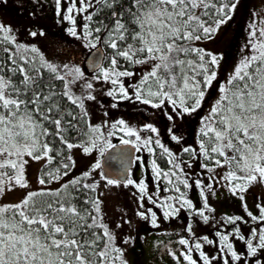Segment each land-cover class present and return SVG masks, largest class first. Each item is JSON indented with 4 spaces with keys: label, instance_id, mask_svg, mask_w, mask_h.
Segmentation results:
<instances>
[{
    "label": "snow or ice",
    "instance_id": "obj_1",
    "mask_svg": "<svg viewBox=\"0 0 264 264\" xmlns=\"http://www.w3.org/2000/svg\"><path fill=\"white\" fill-rule=\"evenodd\" d=\"M54 3L57 23L67 22L66 33L100 55L86 62L89 75L72 60H49L34 44L19 42L11 26L0 23V200L7 192L26 190L17 203L0 202V264H128L104 222L105 189L134 188L135 214L159 227L154 209L165 220L184 211L207 224L215 211L209 196H215L217 185L240 199L249 219L226 215L214 233L217 240L196 237L188 223L185 231L192 239L181 237L178 243L184 250H170L169 255L176 264H264V203L257 204L258 214H253L243 195L253 184L264 185V15L252 13L242 55L220 80L223 54L200 44L214 39L233 19L240 0ZM29 35L45 33L30 30ZM97 85L107 86L104 95L111 98L112 109L127 101L146 106L145 111H159L168 122L169 140L180 145L179 153L162 143L153 123L139 129L123 118L93 124L86 105L97 100ZM191 117L198 119L196 147L185 146L178 123ZM141 131L150 135L142 136ZM114 137L137 153L155 157L156 148L161 150L168 168L151 160L154 193L145 179L124 176L129 169L123 154L113 157L123 168L121 178L107 174L97 159L89 170L65 179L76 167L74 149L103 157L117 148ZM32 162H43L36 190L27 175ZM133 162L144 165L141 156ZM194 164L203 172L190 173ZM218 169H225L222 176ZM161 179L166 181L163 190L175 195L161 198ZM193 186L202 198L201 207L188 198L186 190ZM250 221L255 226L245 235L241 225ZM134 239L127 236L123 244ZM238 241L243 249L236 247ZM205 244L214 246L216 254L209 255Z\"/></svg>",
    "mask_w": 264,
    "mask_h": 264
},
{
    "label": "rangeland",
    "instance_id": "obj_2",
    "mask_svg": "<svg viewBox=\"0 0 264 264\" xmlns=\"http://www.w3.org/2000/svg\"><path fill=\"white\" fill-rule=\"evenodd\" d=\"M20 2V0H6V2L0 3V23L11 26L19 42L28 45L34 44L40 50L44 51L45 56L49 60L60 63L72 60L74 63H78L83 67L86 51L80 45V41L72 38L66 33L65 29L69 26L67 22L57 23L58 17L55 15L54 0H47L46 4L51 3L52 5L36 7V10H32L31 12L26 10L24 7L25 5H21ZM253 12L264 15V0H240L233 19L220 28L214 39L201 43L206 44L204 48L207 50L213 53L223 54L224 59L221 61L219 70L220 80L224 79L226 71L232 70L242 55L240 48L246 42L247 33L245 29ZM30 30L37 32L42 30L45 35L32 37L29 35ZM87 73L89 75L91 74L89 71ZM105 88V86L102 87L101 85H97L95 93L97 100L87 102L86 106L89 118L93 124H99L105 120L111 123L114 120L123 118L130 125L138 128V126L145 124L149 120V117L151 120H153L154 116L155 120L162 117L157 110L148 108L145 111L146 106L134 105L127 101L122 102L120 104L121 107L116 109L110 108L109 105L112 101L111 98L104 95ZM215 94L214 86L211 90V97L215 98ZM208 106L210 105H206L205 108ZM105 111L108 112L107 116L104 115ZM138 112L143 116L138 114ZM153 113L155 114L153 115ZM198 126L197 122L196 129ZM187 128L184 132L188 131ZM196 129L191 135V141L188 144L193 147L197 146ZM112 142L114 144H119V138L114 137ZM178 149L180 151V146H178ZM179 151H177V153H179ZM73 157L76 160V167L71 171L70 176L65 179L79 176L82 172L89 170L97 159L101 160L97 152H93L92 155L88 156L84 155L80 149L73 150ZM42 164L43 162H32L27 169V175L33 190L41 187L37 183V177L40 174ZM188 171H190V173L203 172L196 164ZM224 171L225 169L217 170L221 176ZM136 173H139V171L134 165L130 177L137 180L135 176ZM143 174L145 178H150L148 183L149 192L154 193L156 191V180L153 182L150 174L146 172V170ZM205 182L207 181L205 180ZM159 184L161 188L160 196L163 198V184L161 181H159ZM58 186V184L50 185L52 188ZM134 191L135 189L131 186L128 188L123 186L119 188L111 187L110 189H105L101 197L104 202L102 206L104 222L108 224L115 233L117 245L123 246L126 249V260L128 264H176L173 257L169 255V251L171 250L179 253L184 250V246L178 243L179 239L184 237L183 231L180 230L175 219L165 220L158 209L159 227H152L148 221L141 220L135 214L137 203L136 198L132 196V192ZM25 193L26 190L24 189H15L11 192H7L0 202L9 204L17 203L23 198ZM243 195L244 203L248 205V210L252 211L253 214H258L256 205L264 203V185L259 183L253 184ZM188 198L191 199L197 207L202 206V198L195 186L191 189V194ZM209 203L210 206L215 209V211L210 214L213 218L212 222L209 224L215 223L218 219H222L226 215H240L244 216L245 219H249L242 207L240 199L229 192L226 187L217 185L215 196H209ZM145 204L146 207H152L147 201H145ZM122 215L123 219H121ZM124 220L130 221L131 225L125 224L123 222ZM117 223L123 226L117 228ZM214 233L215 232H211L207 235L209 239H218L215 237ZM127 236L134 237L135 239L132 243L124 245L123 239ZM236 247L238 249H243L242 242L238 241ZM204 250L209 255H215L217 251L214 246L207 244H205ZM193 256L197 258L198 254L193 253Z\"/></svg>",
    "mask_w": 264,
    "mask_h": 264
},
{
    "label": "trees",
    "instance_id": "obj_3",
    "mask_svg": "<svg viewBox=\"0 0 264 264\" xmlns=\"http://www.w3.org/2000/svg\"><path fill=\"white\" fill-rule=\"evenodd\" d=\"M48 5H50V4H48ZM80 45H81V43H80ZM200 46L201 47H205L206 44H200ZM43 50H44V48H43ZM85 51H86V54H85V59H86L87 56L89 55L90 51L87 50V49H85ZM104 51H106V50H104ZM42 52L44 53V51H42ZM85 59L83 61V67L85 68V71L88 72V70H87V68L85 67V64H84ZM105 87H107V86H105ZM119 107H121V105ZM138 114H140V113L138 112ZM140 115H142V114H140ZM144 120H145V118H144ZM156 121H158V122H156ZM197 122H198V119L195 118V117L186 118L185 121L178 122L180 124V130L183 133L184 138H185L184 139L185 146H187L189 144V142L191 141V138L190 137L193 134L194 130L196 129ZM146 123H153L160 130L161 141L167 147H169L170 150H172L175 153H177V151H179L178 146H180V145H177V144H175V142H172V141L169 140V137H168V135L166 133V128L168 126V122H167V120L163 116L160 119H158V120H155V116H154L153 120H151L150 117H149V120ZM135 126H136V124H135ZM141 126H138V129L141 128ZM187 126H188V128H187ZM186 128L188 129V131L187 132H184V130ZM141 135L142 136H146V135H150V133H146L144 131H141ZM151 135H155V134H151ZM153 147H156V146L153 145ZM160 151L161 150L157 147L156 148V156L155 157H153L152 155H150L147 151H141L139 153H136V156H141L143 158V160H144V165L143 166H141L138 162H135V168H137L138 171H139V173H136L135 174L137 180H139V179H145L146 182L149 183V181H150L149 179L150 178L149 179L148 178H145L144 177V174H143L145 172V170H146V172H148L150 174L152 181L153 182L155 181L154 174L151 171V160L153 158H156L157 159V163L161 166V168L167 170L168 165L166 164V159L160 157V155H159ZM183 158L185 160L188 159L187 155H185ZM100 159H101V157H100ZM160 181L162 182L163 189H164V187L166 186V181H164L163 179H161ZM186 192H187V195L189 196L191 194V189L186 190ZM168 195H175V193L174 192H165L163 190L162 196L165 197V196H168ZM154 210L157 211V209H154ZM174 219L177 222L180 230L183 231L184 237L187 236L190 239H192V237L188 233H186V231H185L186 225L188 223H191L192 224L193 231L195 232L196 237H203L205 235L207 236L211 232H215L216 229L220 226V222L222 221V219H218L215 223L209 224L210 222H212V219H210V221L207 224H205L201 220L200 217H198V216H189L184 211L181 212L180 217L174 218ZM169 220H172V219H169ZM167 223H169V222H167ZM254 226H255V223L250 221L249 224L241 225V229L245 233V235H247V231H248L249 227H254ZM120 247H122L124 249V258L126 259V249L123 246H120Z\"/></svg>",
    "mask_w": 264,
    "mask_h": 264
},
{
    "label": "water",
    "instance_id": "obj_4",
    "mask_svg": "<svg viewBox=\"0 0 264 264\" xmlns=\"http://www.w3.org/2000/svg\"><path fill=\"white\" fill-rule=\"evenodd\" d=\"M104 51V50H102ZM100 53H98L96 50H92L89 55L87 56L85 60V67L87 70L91 73L90 68L87 67L86 62L94 59L95 57L99 56ZM117 148L111 149L108 152L105 153V155L101 158V163L103 165V170L112 176L113 178H121L120 173L123 171V168L119 161L117 159H114L113 157L119 156L123 154L124 160H125V166L129 169L128 172L124 173V176H130V172L134 166L133 158L136 156V151L129 147L119 144H116Z\"/></svg>",
    "mask_w": 264,
    "mask_h": 264
},
{
    "label": "flooded vegetation",
    "instance_id": "obj_5",
    "mask_svg": "<svg viewBox=\"0 0 264 264\" xmlns=\"http://www.w3.org/2000/svg\"><path fill=\"white\" fill-rule=\"evenodd\" d=\"M21 5H25V9L29 10V11H35L36 8L35 7H42L44 5H48L47 0H39V2H35V0H20ZM50 5H52L51 3H49ZM17 8V7H16ZM12 28V27H11Z\"/></svg>",
    "mask_w": 264,
    "mask_h": 264
}]
</instances>
